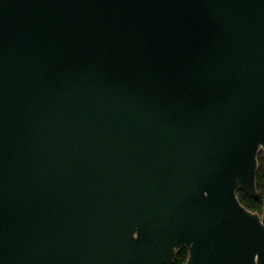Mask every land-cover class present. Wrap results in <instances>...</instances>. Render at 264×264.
I'll list each match as a JSON object with an SVG mask.
<instances>
[{
  "label": "water",
  "instance_id": "water-1",
  "mask_svg": "<svg viewBox=\"0 0 264 264\" xmlns=\"http://www.w3.org/2000/svg\"><path fill=\"white\" fill-rule=\"evenodd\" d=\"M264 0H0V264H264Z\"/></svg>",
  "mask_w": 264,
  "mask_h": 264
},
{
  "label": "trees",
  "instance_id": "trees-1",
  "mask_svg": "<svg viewBox=\"0 0 264 264\" xmlns=\"http://www.w3.org/2000/svg\"><path fill=\"white\" fill-rule=\"evenodd\" d=\"M256 188L259 194L257 199L251 198L247 193L239 190L237 195L242 206L248 211L261 215L264 208V153L258 155V171L256 174ZM189 253L187 249L180 250L173 264H187Z\"/></svg>",
  "mask_w": 264,
  "mask_h": 264
},
{
  "label": "flooded vegetation",
  "instance_id": "flooded-vegetation-1",
  "mask_svg": "<svg viewBox=\"0 0 264 264\" xmlns=\"http://www.w3.org/2000/svg\"><path fill=\"white\" fill-rule=\"evenodd\" d=\"M263 152V151H262ZM264 153V152H263Z\"/></svg>",
  "mask_w": 264,
  "mask_h": 264
}]
</instances>
